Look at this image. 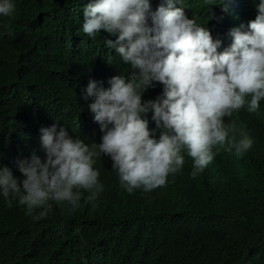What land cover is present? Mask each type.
<instances>
[{
  "label": "trees",
  "instance_id": "trees-1",
  "mask_svg": "<svg viewBox=\"0 0 264 264\" xmlns=\"http://www.w3.org/2000/svg\"><path fill=\"white\" fill-rule=\"evenodd\" d=\"M94 0H11V16L0 15V167L22 180L18 161L41 159V128L57 126L85 144L102 142L101 125L82 100L89 81L133 73L105 41L103 30L83 33L84 8ZM155 11L162 3L149 0ZM261 0H177L189 19L216 32L218 52L232 43L230 32L258 15ZM151 22L149 21V24ZM221 27V29H220ZM164 85L142 94V103L162 97ZM244 106L224 118L235 122L237 138L247 134L252 147L237 155L226 142L195 179L193 160L169 174L165 186L129 194L118 170L102 153L94 169L103 190L94 201L82 193L79 206L50 201L51 211L34 219L18 199L9 206L0 192V264H264V99L256 111ZM149 131L159 139L152 113ZM215 151V149H214ZM75 191V190H74Z\"/></svg>",
  "mask_w": 264,
  "mask_h": 264
},
{
  "label": "clouds",
  "instance_id": "clouds-1",
  "mask_svg": "<svg viewBox=\"0 0 264 264\" xmlns=\"http://www.w3.org/2000/svg\"><path fill=\"white\" fill-rule=\"evenodd\" d=\"M14 10L11 0H0V15L11 16ZM101 30L117 36L105 41L106 47L139 74L128 82L115 76L107 89L89 81L79 93L82 100L94 98L89 109L104 133L101 143L74 140L53 124L40 129L45 158L33 154L18 161L22 180L0 167V192L9 206L18 199L28 215L40 209L34 219L48 215L50 201L66 202L74 211L79 189L94 201L103 190L93 167L101 153L111 158L121 186L131 194L165 186L169 174L181 170L184 150L193 160L195 179L226 142L237 155L252 147V139L243 132L238 139L235 122L224 118L241 109L246 97H251L249 111L264 99V0L254 20L231 30L232 43L223 52L217 51L221 42L214 41L213 28L189 19L177 0H162L155 11L149 0H94L84 8L82 31L95 38ZM154 83L165 86L163 96L142 103L143 92ZM149 112L161 129L158 140L142 119Z\"/></svg>",
  "mask_w": 264,
  "mask_h": 264
}]
</instances>
